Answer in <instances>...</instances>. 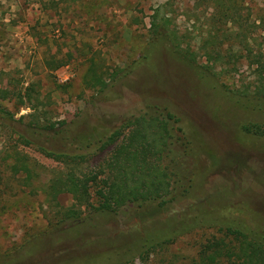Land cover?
Returning <instances> with one entry per match:
<instances>
[{
  "label": "rangeland",
  "instance_id": "374dc122",
  "mask_svg": "<svg viewBox=\"0 0 264 264\" xmlns=\"http://www.w3.org/2000/svg\"><path fill=\"white\" fill-rule=\"evenodd\" d=\"M165 3L168 30L159 31L153 21ZM227 6L234 18L225 23L218 17ZM210 32L216 42L206 48ZM173 38L196 58L197 69L172 53ZM213 50L221 57L215 65ZM53 55L68 64L51 70L46 59ZM94 63L104 79L87 86ZM29 85L48 118L71 123L59 149L86 155L82 171L108 155L101 145L124 118L148 104L167 107L194 142L193 195L183 203L202 202L213 215L140 255L146 232L153 226L165 232L168 225V234L170 214L182 205L107 213L79 207L69 193L55 202L31 193L1 160L7 149L36 164L38 187L71 165L41 153L24 134L55 145L30 128L35 109L0 97L10 113H0V264H194L201 243L219 235L208 221L264 231V110L243 104L264 89V0H0V94ZM253 124L262 132L246 130ZM70 208L79 209L78 217L67 216ZM61 233L49 244L47 235Z\"/></svg>",
  "mask_w": 264,
  "mask_h": 264
},
{
  "label": "trees",
  "instance_id": "16d2710c",
  "mask_svg": "<svg viewBox=\"0 0 264 264\" xmlns=\"http://www.w3.org/2000/svg\"><path fill=\"white\" fill-rule=\"evenodd\" d=\"M167 6L168 3H165L157 9V16L153 21V26L159 31L168 28ZM162 9V14H159ZM222 13L218 19H222L225 23L234 18V13L230 12L228 6ZM167 37L172 36L167 34ZM215 42L216 37L210 32L206 37L205 47L208 48ZM172 43V53H177L176 55L197 69L196 58L181 52L180 44L174 38ZM153 45L158 44L152 43L150 47L152 48ZM250 50L249 52L253 53V50ZM208 54L214 61L213 64L221 60L220 52L214 53L213 50ZM67 62L54 55L46 59L47 66L53 71L67 65ZM133 70L128 71V74ZM103 79L104 73L94 63L84 80L87 86H94ZM56 85L58 88L64 86L58 82ZM0 97H13L17 104L35 109L34 114L31 115L30 128L46 132V139H56L55 145L42 141L38 135L31 137L23 133L41 153L71 165L67 172L54 173L44 187H38L32 183L36 164L31 163L29 156L7 149L1 160L14 171V175H19L22 185L31 193L41 191L49 202L57 201L62 193H69L79 207H92L107 213L117 212L124 207L141 208L155 203L165 209L182 205L180 210L170 214L172 230H169L170 234H167L168 225L163 229L165 232L156 229L157 226L146 232L147 240L141 247L145 250L140 249V255L143 253L150 255L158 247L174 241L177 236L183 234V231H190L195 224L205 222L209 215H213L205 211L202 202L183 203L193 195L194 186L191 176L195 166L192 150L194 142L185 135L179 125L181 119L167 107L148 104L146 110L140 114L124 118L121 126L116 128L101 145V149L108 152V155L93 169L82 171L80 166L86 163V155L70 154L59 149L60 138L64 139L71 133V123L54 122L48 118L47 111L43 110V100L38 96L34 86L12 87L9 94L2 93ZM243 104L253 109L264 110V89H260L254 98ZM0 113L10 114L1 105ZM251 126L252 128L246 127V130L262 132L260 131L262 126L256 124ZM94 198L97 204L94 203ZM79 212V209L70 208L66 214L70 218L78 217ZM208 222L211 226H218L219 235H213L201 243L194 264H264L263 230L238 224L220 225L215 220ZM176 223L181 226L175 229L172 226H178ZM154 228L155 230H152ZM62 234L58 236L50 234L46 238L49 244L53 245L62 238ZM35 241L39 246L42 240L36 238ZM132 250L135 249L131 247L127 251L130 254ZM130 257L134 258V255ZM128 259L127 256L126 260ZM117 264L126 263L121 261Z\"/></svg>",
  "mask_w": 264,
  "mask_h": 264
}]
</instances>
